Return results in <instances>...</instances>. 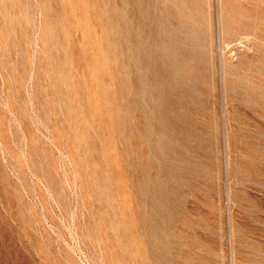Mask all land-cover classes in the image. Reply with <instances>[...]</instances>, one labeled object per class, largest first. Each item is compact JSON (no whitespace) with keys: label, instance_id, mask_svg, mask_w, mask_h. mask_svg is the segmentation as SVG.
Returning a JSON list of instances; mask_svg holds the SVG:
<instances>
[{"label":"rangeland","instance_id":"1","mask_svg":"<svg viewBox=\"0 0 264 264\" xmlns=\"http://www.w3.org/2000/svg\"><path fill=\"white\" fill-rule=\"evenodd\" d=\"M0 264H264V0H0Z\"/></svg>","mask_w":264,"mask_h":264}]
</instances>
